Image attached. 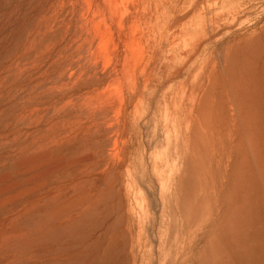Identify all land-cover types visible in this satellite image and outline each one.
<instances>
[{"label": "rangeland", "instance_id": "374dc122", "mask_svg": "<svg viewBox=\"0 0 264 264\" xmlns=\"http://www.w3.org/2000/svg\"><path fill=\"white\" fill-rule=\"evenodd\" d=\"M125 1L0 0V264H264V0Z\"/></svg>", "mask_w": 264, "mask_h": 264}, {"label": "bare ground", "instance_id": "6f19581e", "mask_svg": "<svg viewBox=\"0 0 264 264\" xmlns=\"http://www.w3.org/2000/svg\"><path fill=\"white\" fill-rule=\"evenodd\" d=\"M90 1H91V0H90ZM122 1H125V0H122ZM122 1L120 0V2H122ZM126 1H127V0H126ZM126 1H125V2H126ZM148 1L150 2V0H148ZM153 1H154V0H153ZM164 1H165V0H164ZM182 1H183V0H182ZM195 1H196V0H195ZM195 1H194V2H195ZM201 1H203V0H201ZM201 1H200V2H201ZM86 2H87V1H86ZM125 2H124V3H125ZM145 2H146V1H145ZM225 2H227V1L225 0ZM117 3H118V2L115 1V4H117ZM182 3H183V2H182ZM112 4L114 5V1H113ZM135 4H136V2H135ZM135 4H134V5H135ZM150 4H151V3H150ZM161 4H162V3H161ZM196 4H197V1H196ZM206 4H207V3H206ZM209 4H210V3H209ZM88 5H89V4H88ZM118 5H119V4H118ZM168 5H169V4H168ZM168 5H167V6H168ZM179 5H180V4H179ZM182 5H183V4H182ZM194 5H195V4H194ZM210 5H211V4H210ZM115 6H116V5H114V7H115ZM124 6H125V4H124ZM126 6H127V5H126ZM136 6H137V5H136ZM144 6H145V4H144ZM154 6H155V5H154ZM90 7H91V6H90ZM114 7H113V8H114ZM132 7H133V5H132ZM134 7H135V6H134ZM141 7H142V5H141ZM191 7H192V6H191ZM202 7H203V4H202ZM209 7H210V6H209ZM227 7H228V6H227ZM116 8L118 9V7H115V10L113 9V11L116 12V11H117ZM121 8H122V7H121ZM142 8H143V7H142ZM147 8H148V7H147ZM162 8H163V7H162ZM162 8H161V10H162ZM169 8H170V7H169ZM178 8H179V7H178ZM198 8H199V7H198ZM214 8H215V7H214ZM229 8H230V7H229ZM131 9H132V8H131ZM149 9H151V8H149ZM175 9H176V8H175ZM203 9H205V8H203ZM212 9H213V8H212ZM224 9H225V8H224ZM132 10H133V9H132ZM198 10H199V9H198ZM207 10H209V9H207ZM207 10H206V11H207ZM221 10H222V9H221ZM87 11H88V10H87ZM121 11L123 12V9H121ZM152 11H153V10H152ZM209 11H210V10H209ZM211 11H212V10H211ZM88 12H89V11H88ZM132 12H135V11H132ZM143 12H144V11H143ZM145 12H146V11H145ZM203 12H204V11H203ZM116 13H117V12H116ZM116 13H115V16H116ZM119 13L121 14V12H119ZM159 13H161V11H160ZM120 14H118V15L120 16V20H122V18H123L124 16L122 15V18H121V15H120ZM133 14H134V13H133ZM137 14H138V13H137ZM140 14H141V12H140ZM142 14H143V13H142ZM204 14H205V12H204ZM208 14H209V12H208ZM216 14H217V13H216ZM118 15H117V16H118ZM157 15H158V14H157ZM177 15H179V14H177ZM182 15H183V14H182ZM191 15H192V14H191ZM205 15H206V14H205ZM209 15H210V14H209ZM209 15H208V16H209ZM119 16H118V17H119ZM126 16H127V15H126ZM171 16H172V15H171ZM180 16H181V15H180ZM192 16H193V15H192ZM206 16H207V15H206ZM208 16H207V17H208ZM130 17H131V16H130ZM132 17H133V16H132ZM135 17L139 18V17L136 16V15H135ZM184 17H185V16H184ZM189 17H190V16H189ZM101 18H103V17L101 16ZM116 18H117V17H116ZM124 18H125V17H124ZM133 18H134V17H133ZM140 18H141V17H140ZM153 18H155V17H153ZM160 18H161V17H160ZM167 18H168V17H167ZM181 18H182V17H181ZM201 18H202V17H201ZM208 18H209V17H208ZM129 19H130V18H129ZM142 19H143V18H142ZM188 19H189V18H188ZM98 20H99V19H98ZM98 20H97V21H98ZM120 20H119V22H121ZM132 20H133V19H132ZM144 20H145V19H144ZM149 20H150V19H149ZM159 20H160V19H159ZM186 20H187V19H185V21H186ZM122 21H123V20H122ZM133 21H134V20H133ZM135 21H136V20H135ZM138 21H139V20H138ZM146 21H147V20H145V22H146ZM156 21H157V20H156ZM174 21H175V20H174ZM187 21H188V20H187ZM210 21H211V20H210ZM94 22H96V21H94ZM123 22H124V21H123ZM128 22H129V21H128ZM130 22H131V21H130ZM151 22H152V21H151ZM157 22H158V21H157ZM164 22H165V21H164ZM96 23H97V22H96ZM100 23L102 24V21H100ZM117 23H118V21H117ZM117 23H116V24H117ZM124 23H125V22H124ZM124 23H123V24H124ZM134 23H135V22H134ZM141 23H142V22H141ZM155 23H156V22H155ZM183 23H184V22H183ZM199 23H200V18H199L198 16H194V17L190 20L189 26H190V28H191L192 30L195 31V30L197 29V27L199 26ZM201 23H202V22H201ZM101 24H100V25H101ZM105 24H106V23H105ZM105 24L102 26V28H107V25H105ZM135 24H137V23H135ZM162 24H164V23H162ZM124 25H125V24H124ZM129 25H130V24H129ZM132 25H133V22H132ZM132 25H131V26H132ZM146 25H147V24H146ZM151 25H152V24H151ZM168 25H169V24H168ZM172 25H173V24H172ZM104 26H105V27H104ZM120 26H121V25H120ZM133 26H134V25H133ZM136 26H137V25H136ZM136 26H135V27H136ZM170 26H171V25H170ZM170 26H169V27H170ZM176 26H177V25H176ZM205 26H206V25H205ZM208 26H210V24H209ZM122 27H123V26H122ZM125 27H126V25H125ZM140 27H141V26H140ZM153 27H155V26H153ZM95 28H96V27H95ZM118 28H119V23H118ZM130 28H131V27H128V30H129V31H130ZM147 28H148V27H147ZM149 28H150V27H149ZM157 28H158V27H157ZM166 28H167V27H165V30H166ZM181 28H182V27H181ZM119 29H120V28H119ZM124 29H125V28H124ZM135 29H136V28H135ZM141 29H142V28H141ZM154 29H155V28H154ZM158 29H159V28H158ZM168 29H169V28H168ZM236 29H238V28H236ZM99 30H100V29H99ZM102 30H103V29H102ZM107 30H108V28H107ZM107 30H106V31H107ZM109 30H110V28H109ZM121 30H122V32H123V29H121ZM126 30H127V29H125V31H126ZM259 30H260V29H259ZM96 31H97V30H96ZM112 31H113V30H112ZM125 31H124V32H125ZM129 31H128V32H129ZM144 31H145V30H144ZM147 31H148V30H147ZM160 31H161V30H160ZM180 31H181V30H180ZM201 31H202V30H201ZM201 31H200V33H201ZM246 31H247V30H246ZM100 32H101V31L98 32L99 36H100ZM107 32H108V31H107ZM119 32H120V31H119ZM124 32H123V33H124ZM153 32H154V31H153ZM171 32H172V31H171ZM171 32H170V33H171ZM184 32H185V31H184ZM240 32H241V31H240ZM257 32H258V31H257ZM101 33H102V32H101ZM104 33H105V32H104ZM131 33H132V32H131ZM131 33H130V34H131ZM158 33H159V32H158ZM163 33H165V31H164ZM174 33H175V32H174ZM203 33H204V32H203ZM246 33H247V32H246ZM246 33H245V34H246ZM109 34H111V33L109 32L107 35H109ZM127 34H128V33H127ZM135 34H136V33H135ZM233 34H234V33H233ZM248 34H249V33H248ZM34 35H35V34H34ZM34 35H33V36H34ZM107 35H106V37H105L106 39H107V37H108ZM118 35H119V34H118ZM123 35L126 36V33L123 34ZM142 35H143V34H142ZM147 35H148V34H147ZM155 35H156V33H155ZM159 35H160V34H159ZM202 35H203V34H202ZM228 35H229V34H228ZM131 36H133V38H134V35H131ZM161 36H164V35H161ZM169 36H170V35H169ZM173 36H174V35H173ZM173 36H172V37H173ZM192 36H193V35H192ZM111 37H112V36H111ZM144 37H145V36H144ZM148 37H149V36H148ZM150 37H151V36H150ZM152 37H153V35H152ZM174 37H175V36H174ZM193 37H194V36H193ZM200 37H201V36H200ZM242 37H243V36H242ZM242 37H241V38H242ZM245 37H246V36H245ZM100 38H101V37H99V39H100ZM108 38H109V37H108ZM131 38H132V37H131ZM137 38H138V37H137ZM167 38H168V37H167ZM167 38L165 37V39H167ZM185 38H186V37H185ZM191 38H192V37H191ZM35 39H36V38H35ZM109 39H110V38H109ZM111 39H112V38H111ZM123 39H124V38H123ZM149 39L151 40V38H149ZM153 39H154V38H153ZM160 39H161V37H160ZM176 39H177V38H176ZM222 39H223V38H222ZM135 40H136V39H134V41H135ZM137 40H138V39H137ZM137 40H136V42L138 43L139 40H138V41H137ZM181 40H182V39H181ZM192 40H193V38H192ZM103 41H104V40H103ZM107 41H108V40H107ZM110 41H114V40H110ZM118 41H119V40H117L116 43H117ZM134 41H133V43H134ZM147 41H148V40H147ZM163 41H164V40H163ZM174 41H176V40H174ZM141 42H142V41H141ZM150 42H152V41H150ZM155 42H156V41L154 40V45L156 46ZM161 42H162V41H161ZM179 42H180V41H179ZM236 42H237V40H236ZM100 43H101V42H98L99 45H100ZM110 43H111V42H110ZM116 43H115V46L119 45V43H118V44H116ZM137 43H134V44H137ZM142 43H143V42H142ZM146 43H147V42H146ZM174 43H175V42H174ZM209 43H210V42H209ZM218 43H219V42H218ZM218 43H217V44H218ZM231 43H232V42H231ZM134 44H133V48L136 46V45H134ZM148 44H150V43H148ZM207 44H208V43H207ZM210 44H211V43H210ZM234 44H235V43H234ZM113 45H114V44H113ZM142 45H143V44H142ZM152 45H153V44H152ZM172 45H173V44H172ZM213 45H214V44H213ZM120 46H121V45H120ZM159 46H160V45H159ZM206 46H207V45H206ZM208 46H209V45H208ZM117 47H119V46H117ZM136 47H138V48L140 49L139 45L136 46ZM148 47H149V46H148ZM161 47H163V46H161ZM161 47H159V48L162 49ZM179 47H180V45H179ZM232 47H233V46L231 45V48H230V49H232ZM113 48H114V46L112 47V49H113ZM134 49H135V48H134ZM134 49H133V50H134ZM142 49H143V48H142ZM163 49H164V48H163ZM185 49H186V48H185ZM226 49H227V48H226ZM230 49H228V50L230 51ZM96 50H97V49H96ZM115 50H116V49H115ZM115 50H112V51L115 52ZM119 50H120V49H118V52H117V53H119ZM112 51H110V52H112ZM142 51H143V50H142ZM177 51H178V50H177ZM134 52H135V51H134ZM136 52L138 53L139 51L137 50ZM144 52H145V51H144ZM162 52H163V51H162ZM250 52H251V51H250ZM155 53H156V52H155ZM166 53H167V52H166ZM176 53H177V52H176ZM178 53H179V52H178ZM205 53H206V52H205ZM94 54H95V53H94ZM108 55H109V53H108ZM113 55H114V53H113ZM113 55H112V53H111L110 56L112 57ZM116 55H117V54H116ZM136 55H137V54H136ZM147 55H148V54H147ZM147 55H146V57H147ZM118 56H120V55L118 54ZM138 56H139V54H138ZM142 56H143V53H142ZM142 56H141V57H142ZM156 56H158V55L156 54ZM227 56H228V54H227ZM99 57H100V56H99ZM107 58H109V57L107 56ZM107 58H106V59H107ZM133 58H134V57H133ZM142 58H144V57H142ZM148 58H149V57H148ZM153 58H154V57H152V59H153ZM156 58H157V57H156ZM158 58L160 59V57H158ZM213 58H214V56H213ZM95 59H96V58H95ZM118 59H119V57H118ZM118 59H117V60H118ZM176 59H177V58H176ZM198 59H199V58H198ZM137 60H138V57L136 56V61H137ZM141 60H142V59H141ZM141 60H140V62H141ZM144 60H145V58H144ZM144 60H142V61L144 62ZM154 60H155V58H154ZM177 60H178V59H177ZM210 60H211V58L209 59V61H210ZM225 60H226V59H225ZM232 60H233V59H232ZM96 61H97V59H96ZM106 61H107V60H106ZM109 61H110V59H109ZM149 61H150V60H149ZM156 61L158 62V60H156ZM159 61H160V60H159ZM111 62H112V61H111ZM118 62H119V60H118ZM147 62H148V61H147ZM175 62H176V60H175ZM175 62H174V64H175ZM207 62H208V61H207ZM242 62H243V61H242ZM116 63H117V62H116ZM136 63H138V62H136ZM148 63L150 64V62H148ZM170 63H171V62H170ZM224 63H225V62H224ZM133 64H134V63H133ZM143 64H145V63H142V65H143ZM149 64H148V65H149ZM161 64H162V63H161ZM195 64H196V63H195ZM115 65H116V64H115ZM134 65H135V64H134ZM134 65H133V66H134ZM156 65H157V63H156ZM222 65H224V64L222 63ZM133 66H132V67H133ZM136 66H137V65H136ZM138 66H139V65H138ZM144 66H145V65H144ZM157 66H158V65H157ZM157 66H156V68H157ZM160 66H161V65H160ZM206 66H208V65H206ZM242 66H243V64H242ZM114 67H115V69H116V68L118 67V64H117V67H116V66H114ZM114 67H113V69H114ZM134 67H135V66H134ZM163 67H164V66H163ZM237 67H238V66H237ZM106 68H107V67H106ZM140 68H141V67H140ZM142 68H143V69H142ZM142 68H141V69L144 70V67H142ZM148 68H149V67H148ZM207 68H208V67H207ZM141 69H140V70H141ZM157 69H158V68H157ZM159 69H160V68H159ZM219 69H220V68H219ZM222 69H223V67H222ZM134 70H135V68H134ZM196 70H197V69H196ZM119 71H120V70H119ZM154 71H155V70H154ZM168 71H169V70H168ZM223 71H224V70H223ZM136 72H138V71H136ZM139 72H140V71H139ZM145 72H146V71H145ZM152 72H153V71H152ZM152 72H151V74H152ZM157 72H160V71H157ZM157 72H155V73H157ZM194 72H195V71H194ZM117 73H119V72H117ZM129 73H130V72H129ZM132 73H133V72H132ZM203 73H204V70H203ZM234 73H235V72H234ZM159 74H160V73H159ZM136 75H137V74H136ZM147 75H148V74H147ZM152 75H153V77H154V73H153ZM168 76H169V75H168ZM193 76H194V75H193ZM202 76H203V75H202ZM136 77H137V76H136ZM147 77H149V76H147ZM228 77H229V76H228ZM131 78H132V77H131ZM131 78H130V79H131ZM134 78H135V75H134ZM154 78H155V77H154ZM156 78H157V76H156ZM156 78H155V79H156ZM204 78H205V77H204ZM204 78H203V79H204ZM135 79H136V78H135ZM114 80H115V79H114ZM116 80H117V79H116ZM136 80H137V79H136ZM136 80L133 81V82H136ZM172 80H173V79H172ZM175 80H176V79H175ZM204 80H205V79H204ZM223 80H224V76H223ZM152 81H153V80H152ZM163 81H164V79H163ZM173 81H174V80H173ZM178 81H179V80H178ZM220 81H221V80H220ZM133 82L131 81V83H132L131 86H132V87H133V85H135ZM168 82H169V81H168ZM188 82H189V81H188ZM222 83H223V82H222ZM148 84H149V82H147V85H148ZM184 84H185V83H184ZM184 84H183V85H184ZM218 84H219V83H218ZM223 84H224V83H223ZM187 85H188V84H187ZM112 86H113V85H112ZM114 86H115V85H114ZM219 86H220V85H219ZM115 87H116V86H115ZM115 87H114V88H115ZM162 87H164V86H162ZM189 87H190V86H189ZM217 87H218V86H217ZM107 88H108V87H107ZM138 88H139V87H138ZM147 88H148V87H147ZM150 88H151V87H150ZM167 88H168V87H167ZM190 88H191V87H190ZM132 89H133V88H132ZM222 89H223V88H222ZM114 90H115V89H114ZM149 90H150V89H149ZM176 90H178V89H176ZM176 90H175V91H176ZM189 90H190V89H189ZM156 91H157V90H156ZM165 91H166V90H165ZM186 91H188V90H186ZM108 92H109V91H108ZM118 92H119V91H118ZM140 92H141V91H140ZM179 92H180V91H179ZM182 92H183V91H182ZM115 93H116V92H115ZM120 93H121V91H120ZM138 94H139V93H138ZM148 94H149V93H148ZM159 94H160V93H159ZM177 94H178V93H177ZM181 94H182V93H181ZM119 95H120V94H119ZM171 96H172V95H171ZM183 96H184V95H183ZM145 97H146V96H145ZM178 97H179V96H178ZM189 97H190V96H189ZM189 97H188V98H189ZM218 97H219V96H218ZM121 98H122V97H121ZM121 98H120V99H121ZM135 98H136V97H135ZM135 98H134V100H135ZM171 98H172V97H171ZM179 98H180V97H179ZM184 98H185V97H184ZM118 99H119V98H118ZM132 99H133V98H132ZM138 99H140V98L138 97ZM191 99H192V98H191ZM217 99H218V98H217ZM130 100H131V99H130ZM155 100H156V99H155ZM182 100H183V99H182ZM187 100H188V99H187ZM138 101H139V100H138ZM170 101H171V100H170ZM179 101H180V100H179ZM184 101H185V100H184ZM184 101H183V102H184ZM121 103H122V102H121ZM123 103H124V102H123ZM164 103H165V102H164ZM171 103H172V102H171ZM191 103H192V102H191ZM131 104H132V103H131ZM136 104H137V103H135V105H136ZM146 104H147V103H146ZM158 104H159V103H158ZM182 104H183V103H182ZM193 104H194V103H193ZM121 105H122V104H121ZM154 105H155V104H154ZM182 106H184V105H182ZM196 106H197V105H196ZM136 107H137V106H136ZM165 108H166V106H165ZM184 109H185V108H184ZM195 109H197V108H195ZM238 109H239V108H238ZM198 110H199V109H198ZM176 111H177V110H176ZM194 111H195V110H194ZM137 112H138V111H137ZM190 112H191V111H190ZM176 113H177V112H176ZM120 114H121V113H120ZM137 114H138V113H137ZM165 114H166V113H165ZM173 114H174V113H173ZM196 114H197V113H196ZM198 115H199V114H198ZM180 117H181V116H180ZM180 117H179V120H180ZM229 117H230V116H229ZM170 120H171V119H170ZM179 120H178V121H179ZM126 122H127V121H126ZM188 122H189V121H188ZM193 122H194V121H193ZM195 122H196V121H195ZM167 124H169V123H167ZM172 124H173V123H171V125H172ZM175 124H176V123H175ZM193 124H194V123H193ZM187 125H188V124H187ZM175 126H176V125H175ZM196 126H197V125H196ZM124 127H125V124H124ZM180 128H181V127H180ZM182 128H183V127H182ZM194 128H196V127H194ZM177 129H178V127H177ZM125 131H126V130H125ZM187 131H188V130H187ZM196 131H197V130H196ZM134 132H135V131H134ZM177 132H178V131H177ZM178 133H179V132H178ZM184 133H185V132H184ZM175 134H177V133H175ZM195 135H196V134H195ZM179 137H180V136H179ZM187 137H188V136H187ZM201 137H202V136H201ZM70 138H71V137H70ZM174 138H175V137H174ZM115 141H116V139H115ZM173 142H174V141H173ZM176 142H177V140H176ZM115 143H116V142H115ZM171 144H172V143H171ZM177 144H178V143H177ZM172 145H173V144H172ZM173 148H174V147H173ZM175 148H176V147H175ZM195 148H196V147H195ZM176 149H177V148H176ZM179 151H180V150H179ZM192 151H193V150H192ZM215 151H216V150H215ZM174 152H175V151H174ZM181 153H182V152H181ZM214 154H215V153H214ZM42 155H43V154H42ZM44 155H45V154H44ZM44 155H43V156H44ZM176 155H177V153H176ZM179 155H180V154H179ZM37 156H38V155H37ZM214 156H215V155H214ZM41 157H42V156H41ZM41 157H40V158H41ZM44 157H47V156H44ZM204 157H205V156H204ZM42 158H43V157H42ZM49 158H50V156H49ZM176 158H177V156H176ZM229 158H230V157H229ZM38 159H39V156H38ZM45 159H46V158H45ZM42 160H43V159H42ZM178 160H179V158H178ZM37 161H38V160H37ZM174 162H176V161H174ZM185 162H186V161H185ZM185 162H184V163H185ZM182 163H183V162H182ZM184 163H183V164H184ZM175 164H176V163H175ZM176 165H177V164H176ZM178 166H179V165H178ZM176 167H177V166H176ZM171 168H172V167H171ZM171 168H170V169H171ZM47 169H48V168H47ZM169 171H170V170H169ZM171 172H172V171H171ZM37 173H38V172H37ZM172 173H173V172H172ZM185 175H186V174H185ZM41 176H42V175H41ZM181 176H182V174H181ZM181 176H180V178H181ZM35 177H36V176H35ZM37 177H38V176H37ZM168 177H169V176H168ZM185 177H186V176H185ZM173 179H174V178H173ZM27 180H28V179H27ZM169 180H170V179H169ZM174 180H175V179H174ZM163 181H164V179H163ZM185 181H186V180H185ZM179 182H180V180H179ZM183 182H184V181H183ZM172 183H174V181H173ZM172 183H171V184H172ZM181 183H182V182H181ZM164 184H165V182H164ZM168 184H169V183H168ZM178 184H179V183H178ZM27 185H28V184H27ZM162 185H163V184H162ZM175 185H176V184H175ZM176 186H177V188H178V185H176ZM163 187H164V186H163ZM166 187H167V186H166ZM184 187H185V186H184ZM174 188H175V187H174ZM187 188H188V187H187ZM166 189H167V188H166ZM178 189H179V188H178ZM191 189H192V188H191ZM175 190H176V189H175ZM169 192H170V191H169ZM190 192H191V191H190ZM171 194H172V193H171ZM171 194H169V195H171ZM184 195H186V194H185V189H184ZM184 195H183V197H184ZM164 196H166V194H165ZM175 196H176V195H175ZM187 196H188V195H187ZM189 196H190V198H191L192 195L189 194ZM162 197H163V196H162ZM185 197H186V196H185ZM175 199H176V198H175ZM175 199H174V201H175ZM166 200H167V199H166ZM178 201H179V199H178ZM176 202H177V200H176ZM179 202H180V201H179ZM174 203H175V202H174ZM184 203H185V200H183V204H182V205H184ZM175 204H176V203H175ZM178 205H179V204H178ZM170 206H171V205H170ZM180 206H181V205H180ZM192 207H193V206H192ZM192 207H191V208H192ZM65 208H66V207H65ZM170 208H171V207H170ZM180 208H181V207H180ZM25 209H26V208H25ZM66 209H67V208H66ZM195 209H196V208H195ZM63 210H64V209H63ZM164 210H165V208H164ZM166 210H167V209H166ZM168 210H169V209H168ZM170 210H171V209H170ZM61 211H62V210H61ZM61 211H60L59 213H62V214H63V212H61ZM173 211H174V209H173ZM176 211H177V209H176ZM56 212H58V211H56ZM65 213H66V210H65ZM175 213H176V212H175ZM62 214H61V215H62ZM165 214H166V213H165ZM190 214H191V209H190ZM58 215H59V214H58ZM193 215H194V213H193ZM174 216H175V214H174ZM193 217H194V216H193ZM191 218H192V215H191ZM191 218H190V220H191ZM173 219H174V218H173ZM171 220H172V219H171ZM169 222H170V221H169ZM170 225H171V223H170ZM173 226H174V225H173ZM50 227H51V226H50ZM167 227H168V226H167ZM39 229H40V228H39ZM107 232H108V231H107ZM167 232H169V231H167ZM170 232H172V229H171ZM173 232H175V230H174ZM174 234H175V233H174ZM107 240H108V239H107ZM121 240H122V239H121ZM176 240H177V239H176ZM125 241H126V240H125ZM127 241H128V240H127ZM170 241H171V240H170ZM177 241H178V240H177ZM193 241H194V240H193ZM173 242H174V241H173ZM176 244H177V242H176ZM184 244H185V243H184ZM173 246H174V245H173ZM173 246H172V247H173ZM101 250H102V249H101ZM106 251H107V250H106ZM169 251H170V250H169ZM242 251H243V250H242ZM118 252H119V251H118ZM123 252H125V251H123ZM126 252H127V251H126ZM106 253H107V252H106ZM120 254H121V253H120ZM168 254H169V253H168ZM102 256H104V255H102ZM120 256H121V255H120ZM177 256H178V255H177ZM107 257H108V256H107ZM168 257H169V256H168ZM96 258H97V257H96ZM99 258H100V256H99ZM103 258H104V257H103ZM117 258H118V256H117ZM101 259H102V258H101ZM118 259H119V258H118ZM127 259H128V258H127ZM165 259H166V258H165ZM171 259H173V258H171ZM166 260H167V259H166ZM100 261H101V260H100ZM76 262H77V261H76ZM167 262H168V261H167ZM167 262H166V264H167ZM98 264H99V263H98ZM163 264H164V263H163Z\"/></svg>", "mask_w": 264, "mask_h": 264}]
</instances>
